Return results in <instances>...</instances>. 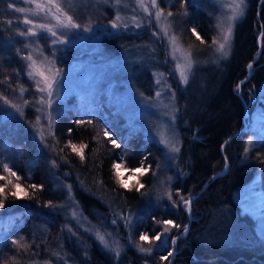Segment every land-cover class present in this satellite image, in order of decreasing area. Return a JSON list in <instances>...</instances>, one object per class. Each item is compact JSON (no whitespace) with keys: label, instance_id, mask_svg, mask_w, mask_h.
<instances>
[{"label":"trees","instance_id":"trees-1","mask_svg":"<svg viewBox=\"0 0 264 264\" xmlns=\"http://www.w3.org/2000/svg\"><path fill=\"white\" fill-rule=\"evenodd\" d=\"M131 1V11L126 12L127 17L136 15L146 19L142 10L135 7L134 0ZM261 1L248 0L247 18L237 27L231 59L219 84L208 96L204 98L200 94L195 100L185 89H178V130L182 146L178 161L180 174L173 180V189H179L182 195L186 198L191 196L192 199L206 184L208 186L192 205L195 220L188 233L179 240L180 249L173 264H264V245L251 247L231 243L230 240L222 241L233 232L229 221L233 220L232 212L239 209L234 203L236 191L259 176L264 192V137L248 145L252 130L246 122L244 107L245 102L251 104L259 96L264 82V49L260 51L258 45L260 33L264 32L261 27L264 25V2ZM10 2L23 3V0H0V81L7 77L11 83V87L7 83H0V91L14 102L21 103L18 97L19 86L22 85L28 89L24 95L30 104L24 108V118L7 106L0 107V161L8 163L21 176L20 183L28 195L33 194L28 188L30 183L43 185V190L35 192L37 199H27L23 192L20 199L9 196L5 208L0 209V264H11L9 258L12 256L17 257L16 264H48L49 261L51 264H168L167 261L162 262L160 257L167 255L170 246L156 247L150 255L141 253L136 247L137 243L145 248L158 244L139 240L143 233H147L151 239L154 230L156 234L161 232L162 226H158L155 220L171 219L181 225V232L183 226L188 225V215L181 208L162 209L157 204L148 208L144 200V196H148L156 185L153 172L159 170L164 149L145 132L127 134V127L122 128L124 121L120 120V113L106 102L107 93L119 96L128 83L138 87L134 76L143 75L151 69L163 73L169 70L165 48L152 35L157 30L155 21L151 28L146 23L140 28L130 25L127 30H113L111 35H99L96 46L93 45L95 53H89L92 49L86 50L89 54L82 57L83 62L90 60L89 64L94 66L92 75L98 79L96 82L105 93L99 95L89 109L71 108L55 116V139L48 136L49 143L53 145H56V140L59 141L56 151H53L40 143L39 136L30 126V122L36 120L38 107H34L32 102L40 94L25 75L26 62L17 54V49L21 50L22 55L28 54L25 44L30 40L17 35V30H23L26 26L22 19L13 16L14 11L8 9ZM179 2L176 0L175 5L178 6ZM107 8L111 15L105 23L113 18L112 10L108 5ZM188 11L186 22L195 26L199 34L205 35L207 32L203 24L205 21H202L204 16L199 14L201 11H195L192 7ZM9 19L13 21L11 26L6 23ZM205 37L209 38L208 35ZM262 44L264 47V39L261 40ZM89 48L92 46L89 45ZM259 52L260 59L256 60ZM73 56L69 55V59ZM124 63H128L127 71L117 73L116 68ZM249 63L253 64V73L250 81L242 86V97L239 98L236 86L248 77ZM102 65L107 68L113 66L116 74H102L99 71ZM142 91L145 94L144 89ZM254 110L255 107L251 108L250 113ZM81 119L92 120L93 124L79 126L75 122ZM117 122L122 125L120 129L116 127ZM69 128L73 130L71 135L68 134ZM105 128L112 133L113 139L122 142L121 148H115L103 136ZM97 131L101 133L100 143L93 139ZM69 140L77 145L82 142L88 145L84 149L83 161L66 147ZM225 141L229 143L223 154ZM246 147L249 148L247 156L244 154ZM61 148L63 152L59 151ZM126 153L127 161L130 160L137 167L141 166L145 156L144 167L151 166L141 177L144 188L139 191L120 187L116 183L112 165ZM225 156L228 157L227 161ZM52 160H56L57 167L52 166ZM227 163L230 166L228 174L213 179L225 172ZM3 183L0 180V184ZM68 185H71L74 202L94 229L111 233V237L119 241V258L104 249L93 234L83 233L68 219L71 208ZM174 199L178 200V197ZM48 201L61 207H44ZM126 213L135 214L133 225L128 230L129 236L119 221V216ZM113 219H116V224L112 223ZM19 236L25 237L22 243L30 244L29 249L18 250L10 244L13 237ZM4 240L9 241L7 246ZM33 240L35 243H32ZM53 252H59L60 257L52 255Z\"/></svg>","mask_w":264,"mask_h":264},{"label":"rangeland","instance_id":"rangeland-1","mask_svg":"<svg viewBox=\"0 0 264 264\" xmlns=\"http://www.w3.org/2000/svg\"><path fill=\"white\" fill-rule=\"evenodd\" d=\"M228 2H230V0H220V3H215L214 0H187L186 7L188 15L184 16L181 14L183 12V9H181L180 7V2L178 3V6H176V0H158L160 7L165 9V13L169 10L175 13V15L173 17H170L169 20L174 22L172 32L180 37V43L183 44L185 48L189 43H192L196 46L193 49V53L194 58L197 60V63L193 68V72L189 78L188 85L180 83L178 73L174 71L175 62L172 61L171 56L169 55L170 49L168 47V42L166 39L159 40L165 48V56L167 61L169 62V70H167V72H164L163 77H159L162 83L160 85H157L156 79L158 78V75L153 74H159L163 72L157 69H151L149 72L143 73V75L134 76V82L137 83L138 87H135L132 83H128L125 85L124 90L121 89L119 96L117 94L111 93L106 94V102L115 107L116 112L120 113V116L118 115L120 120L124 121V126L117 122L116 127H118L119 129L121 128V126L122 128L127 127L128 131L125 130L127 134L129 132L133 133L136 131H140L142 133L145 132L149 134L148 136H151L157 142V140L159 139L157 132L163 130L162 126L164 124L170 123L169 117L173 114L172 106H174L175 109H177V111L175 112L176 120L174 124H171V129H173L174 131L170 130L168 134L169 136H173L175 140L179 141V146L181 148V137L178 130V120L180 115L178 112L179 104L177 93L179 90L185 89L187 92L191 93L196 100L199 98V96H201L200 94H202L204 98L207 97L208 93L219 84L220 77L224 75L228 61L231 59L237 27L247 18L246 16L249 4L248 0H246L245 14L235 22L232 48L227 59H220L219 55L213 51V48H209L207 44L201 45L200 41L192 35L190 31L192 26L189 25L188 21V23L186 22L189 16L188 10L190 7H192L195 11H201L199 14L204 16L202 21H205L203 23L205 32H207L205 35H208L209 38L207 39L204 34L200 35L208 42V44H210L212 37L217 34V29L215 27L217 23V17L221 16L222 13L230 15L228 9L222 8V4ZM124 3H126L128 6L124 7V5L122 4L120 6V13L123 17L128 18V14H126V12L131 11L130 9L132 6V1L124 0ZM16 4V7H28V5H25L23 3L18 2ZM107 5L110 7L109 9L112 10L114 18L116 7L113 5V3H105L104 0H87V3L77 4L76 7L72 9L80 22L86 23L87 20L91 18L93 25L98 26L100 31H96V29L94 28V31L92 33L81 32L80 36L76 39H73L74 34H70L68 37V44L57 46V48L59 49L56 52L57 67L63 69V77L60 79L59 87H57L56 89V96L54 97V103L51 109L54 119L57 114H60L67 109L91 108L94 105V101L97 99V97L105 93L102 86L100 84L98 85V83L96 82L98 81V79L93 77L92 75V73L94 72V66L89 64L90 60L83 62L82 57L85 58V54L88 55L89 53H95L96 49H93V47L96 46L97 42L95 41L99 40V35L102 36L115 31L114 29H111L109 21L106 23L104 22L105 20H108L110 17L109 15H111V12L108 10ZM13 16L15 18H20L23 20V14L13 12ZM100 21L104 23H100ZM128 22L129 25H132L130 20ZM156 31H158V28ZM27 39H29V42L31 43V41L38 38L28 37ZM39 43L40 46L44 48V54L50 55L53 49L48 45V43L42 38L39 39ZM89 45H91L92 48H89ZM35 47L36 44L31 43V48ZM31 48H28V52L31 50ZM259 48L260 51H262V49H264L263 44L259 46ZM87 49L92 50L87 54ZM259 53V55L261 56V52ZM71 54H74V56L69 59V55ZM36 55V53H33L34 58L36 57ZM213 60H215L216 62L213 63ZM112 69L113 66L110 68H107L103 65L99 66V71L104 75L109 74L112 76V74H116ZM127 69L128 63H124L116 68V72L124 74ZM252 73L253 72L249 70L248 77L243 79L246 81L245 83L250 81ZM164 81L167 82L166 85L164 84ZM143 89L145 91V94L142 91ZM158 90L162 92L160 99L163 100L164 104L169 105L168 108L162 107L159 101L155 99V93ZM172 92H175L174 101L171 99ZM140 93H143V97L140 95ZM239 93L240 96L238 95V97L241 98V91ZM257 95L258 94H256V96ZM144 97H148L149 99H145ZM73 99L74 103L72 102ZM244 104L245 114L246 105H248V117L245 118L247 124L249 123V126L252 130L250 134V140L254 142L259 140L261 137H264V82L262 84V91H259V96H257L251 104L250 102H245ZM253 107H255V110L250 113V109ZM36 113L37 116L41 115V113H38L37 111ZM164 113H168V115H164ZM41 123L47 125V119L42 117ZM45 132L47 134V128L45 129ZM161 146L164 149V157L160 162L158 172H156V175H154L153 181L156 182V185H154L153 188L152 184H154V182L152 181V183H150V189L152 190L153 188V190L149 194L150 196H144V200L146 199L148 208L157 204L159 208L164 207L165 209L174 210L175 208L171 206L170 202L165 196V193L169 188L174 191L173 186L175 181L173 180H176L178 174H180L178 161L181 151L178 154L168 153L164 146ZM127 159L128 155L126 153L123 155L122 168L120 169L119 177L125 185L124 188L137 189L138 183L142 184L141 177L144 175V173H146V171L136 172L135 174H132L130 172V169L139 167H137L130 160L127 161ZM118 162H121V160ZM158 174L160 175L159 179H156V176ZM68 198V203L71 205L69 212L70 215L68 216V219L73 222L75 227L81 230L83 233L93 234L94 238H96L94 235L96 229H94V226L85 219L83 213L74 202L71 192L68 193ZM102 202L108 205V202L104 200H102ZM234 203L239 209H235L232 212L233 220L229 221V226L233 228V232H231L232 234H230L229 238H222V241L228 242L230 240L231 243L233 242L235 244L238 243L251 247L264 245V192L261 187V180L259 176H256L253 180L240 187L236 191L234 195ZM180 208L183 210L182 205ZM73 211L77 212V218L75 219L72 217ZM133 213H126L123 215L125 217H128L129 215L131 216L130 227H126L125 221L119 219L121 223L120 225L123 227L126 233H128V236V230L129 228L131 229L133 225L135 215H133ZM186 214L188 215L189 219L188 225L191 226L192 222L195 219L192 213L191 217H189V214L187 212ZM190 218L192 219V222H190ZM190 226L188 229H190ZM85 229L89 230L85 231ZM176 232V229H173L174 235H176ZM184 236L185 235H179V239L177 240V243L175 245L176 251L174 253V257L177 255L180 249L179 240H181ZM107 239L109 240V243H112L113 237H107ZM149 240L153 241L154 244L158 243L155 247H151L153 248L152 250H154V248L156 247H158L159 249L163 247L165 240L168 241V246H170L172 250L170 236H162L160 240H153L152 238ZM146 242L148 243L149 241ZM128 243L131 245L129 241ZM61 259L63 258L61 257Z\"/></svg>","mask_w":264,"mask_h":264},{"label":"snow or ice","instance_id":"snow-or-ice-1","mask_svg":"<svg viewBox=\"0 0 264 264\" xmlns=\"http://www.w3.org/2000/svg\"><path fill=\"white\" fill-rule=\"evenodd\" d=\"M105 3H113L116 7V13L113 19L109 20V25L111 29L120 31L121 29L127 30L129 28V20L131 21L132 25L136 28H140L146 25L151 28L153 26V20L155 21V25L158 28V31H153L152 35L156 37L158 40L166 39L168 42V47L170 49L169 55L171 56L172 61L175 62L174 71L178 73L180 83L184 85H188L189 78L192 75L193 68L197 63V60L194 58L193 49L196 47L194 44L189 43L188 46L185 48L183 44L180 43V37L172 32L173 28V21L169 20L170 17H173L175 13L171 10L165 13V9L160 7L158 0H135V7L142 10L145 14L146 19L139 18L136 15L131 17L125 18L120 13V6L123 4L124 7L128 5L124 3V0H104ZM215 3H220V0H214ZM264 2V0H262ZM25 5L28 7H16L14 3H8V9L14 11L15 13L23 14L22 23L25 26L23 30L18 29L17 35L20 37L28 38H38L36 40L31 41V43H35L36 47L31 48V43H26V48H31V50L26 55L21 54V50L17 49V54L21 55V58L26 62L25 63V75L28 77L30 81L35 86V91L40 95L35 98L33 106L39 105L36 107V111L41 113L40 116L36 117L34 122H30V126L39 136L40 143L43 144L45 147L50 148L53 151H56V145L59 144V141L56 140V145L49 143L48 136H51L55 139V133L53 131L55 125V119L53 117V113L51 111L54 97L56 96V89L59 87L60 79L63 77V69L57 67V59H56V52L59 50L57 48L58 45H66L69 43L68 37L70 34L73 35V39H76L80 36L81 32L84 33H92L94 28L96 31H100L98 26H94L92 23V19L89 18L86 23H82L79 21L78 17L72 11L76 7L77 4L87 3V0H23ZM187 0H180V7L183 9L181 13L184 16L188 15L187 12ZM222 8L228 9L230 12L229 14L222 13L221 16L217 17V23L215 25L217 29V34L212 37L211 43L208 42L201 37L198 33L195 26H193L190 31L193 36L196 37L197 40L200 41L201 45H206L209 48H213V51L219 55L220 59H227L232 48V41L234 38V28L235 22L239 20L245 14L246 8V0H230L228 3L222 4ZM135 11V8L133 9ZM7 25L11 26L13 21L11 19L6 21ZM264 28V25H261ZM111 35V33H109ZM260 37L264 39V32L260 33ZM44 39L48 45L53 49L50 55L44 54V48L40 46L39 39ZM214 46V47H213ZM33 53H36V57L34 58ZM179 54V55H177ZM260 53H258L259 55ZM216 61L213 60V63ZM249 70H252L253 64L249 63L247 65ZM19 75V72H17ZM158 75L156 79L157 85L162 83L159 77H163L164 73L153 74ZM245 80H241L237 86L236 91L239 93L241 91L242 86L245 84ZM0 83H7L9 87H11V83L9 82V78H5V80L0 81ZM166 81L164 84L166 85ZM15 89L13 92L15 93ZM28 91L22 85L19 86V97L18 99L21 103H16L13 100L9 99L6 95L0 91V107L7 106L8 108L12 109L16 114H18L21 118H24L25 112L24 108L29 106L30 101L25 98V92ZM143 97V93H140ZM161 91H156L155 99L159 101L160 105L164 108H168L169 105L164 104L163 100H161ZM145 99H149L148 97H144ZM171 99L175 100V92L171 93ZM174 106H172L173 114L169 117L170 123L164 124L163 130L158 131L157 135L159 139L157 143L164 146L168 153L178 154L181 151L179 146V141L175 140L173 136H169V131H174L171 129V124H174L176 120ZM11 115V114H9ZM164 115H168V113H164ZM42 117L47 119V125L41 123ZM79 126H83L85 124L92 125V120H77L75 122ZM47 128V134L45 129ZM72 129H68V134H72ZM100 136L101 133L97 131L93 136V139L100 143ZM103 136L108 138V142L111 143L115 148H121L122 142H117V139H113L112 133L105 128L103 130ZM229 141H225V145H227ZM252 141H248V145L250 146ZM66 147L70 148L72 152L79 155L80 159L83 161L85 159L84 156V149L88 147L86 143H80L79 145L74 144L71 140L68 141ZM60 152H63V149H59ZM249 152V148L246 147L244 149V154L247 156ZM147 159V156L144 157V160ZM225 161L228 160V157L225 156ZM121 162H114L112 167L115 170L114 175L116 176V183L120 187H124L123 181L119 177L120 169L122 168V161L123 155L120 157ZM144 160L141 161V166L139 168L130 169L132 174L136 172H145L148 171L149 168L144 167ZM53 167H57L56 160L51 161ZM0 166H2V173H0V180L4 181L3 184H0V209L5 208V201L10 197L13 199H20L21 193L25 194V198L27 199H37L35 196V192L42 191L43 185H36L34 183H30L28 188H30L33 192L32 195H28L25 192L24 187L21 185V176L17 174L12 167L9 166L8 163L0 161ZM153 175H156V172H153ZM13 178H15L13 180ZM30 179V177H29ZM171 179V178H169ZM215 179V177H213ZM69 192H71V185L67 186ZM141 188H144L143 184L138 183L137 191ZM167 200L170 202L173 208H180L181 205L183 206V210L189 214L191 217L192 213V199L191 196L187 198L181 194L180 190L177 189L173 191L172 189H168L165 193ZM174 197H178L174 199ZM44 207L47 208H56L61 207L60 205H53L51 201L45 202ZM119 215V214H118ZM72 217L75 219L77 218V212H72ZM86 219V218H85ZM120 219L125 221V226H131V216L125 217L120 215ZM155 220V218H153ZM158 226H162V231L159 234L153 233L152 239L153 240H160L162 236H170L171 237V246L172 250L167 253V255H162L160 260L162 262L167 261L168 264H172L169 257H172L176 251L175 245L177 240L179 239V235L173 234V229H176L177 233L180 235H186L188 233L187 225L183 226V230L181 232V225L178 223H174L171 219L165 220H155ZM113 224H116V219H113ZM89 229H85L88 231ZM68 231H72L71 228ZM75 235V233H73ZM96 239L99 243L103 246L104 249L113 252L116 258L120 256V245L119 241L113 239L112 243H109V240L106 239L107 237H111V233H101L99 230H96L94 233ZM25 240L24 236L13 237L10 240V244L14 246L16 249H24L27 250L31 247L30 244L22 243ZM140 241H151L149 240V235L147 233H143L139 236ZM4 244L7 246L9 241L4 240ZM35 243V240L32 241ZM164 246H168V241H164ZM137 249L146 255H150L152 253V248L148 247L145 248L140 243L136 244ZM52 255L60 257L59 252H53ZM11 264H16V256H12L9 258ZM48 264H51L49 261Z\"/></svg>","mask_w":264,"mask_h":264},{"label":"water","instance_id":"water-1","mask_svg":"<svg viewBox=\"0 0 264 264\" xmlns=\"http://www.w3.org/2000/svg\"><path fill=\"white\" fill-rule=\"evenodd\" d=\"M261 3H262V1H261ZM260 8V7H259ZM261 37H259V39H258V45L259 46H261ZM259 57H260V55H258V57H257V59L256 60H258L259 59ZM239 96H240V93L238 94ZM245 117H248V105H246V114H245ZM246 119V118H245ZM247 125V124H246ZM246 128L247 127H245L244 128V130H246ZM243 130V131H244ZM232 140V138L230 139V141ZM225 147H226V145L224 144V146L222 147V153L224 154V150H225ZM229 164L227 163V167H226V170H225V172L224 173H222V174H218V175H216L215 176V179L216 178H220V177H223V176H225L227 173H228V171H229ZM208 186V184H206V186H205V188L197 195V196H195L194 198H192V203L195 201V200H197L198 198H199V196L205 191V189H206V187ZM190 222H192V219L190 218ZM189 226L190 225H188V228H189ZM173 260H174V255L171 257V262H172V264H173Z\"/></svg>","mask_w":264,"mask_h":264}]
</instances>
